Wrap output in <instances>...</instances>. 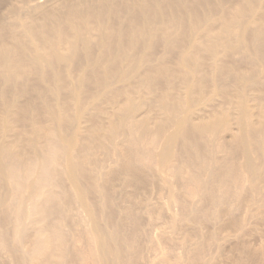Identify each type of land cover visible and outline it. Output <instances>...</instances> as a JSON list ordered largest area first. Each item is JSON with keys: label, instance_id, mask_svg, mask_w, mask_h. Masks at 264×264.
Returning <instances> with one entry per match:
<instances>
[{"label": "bare ground", "instance_id": "bare-ground-1", "mask_svg": "<svg viewBox=\"0 0 264 264\" xmlns=\"http://www.w3.org/2000/svg\"><path fill=\"white\" fill-rule=\"evenodd\" d=\"M0 264H264V0H0Z\"/></svg>", "mask_w": 264, "mask_h": 264}]
</instances>
